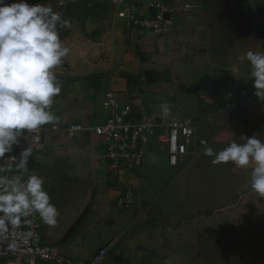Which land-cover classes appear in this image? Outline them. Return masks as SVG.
Segmentation results:
<instances>
[{"label": "crops", "instance_id": "crops-1", "mask_svg": "<svg viewBox=\"0 0 264 264\" xmlns=\"http://www.w3.org/2000/svg\"><path fill=\"white\" fill-rule=\"evenodd\" d=\"M58 1L55 7L68 22L63 26L66 34L60 36L71 51L55 69L63 85L52 107L59 128L44 135V147L31 167L45 179L60 213L55 226L40 220L42 242L58 245L73 259L87 260L117 238L101 264H188L189 257L179 252V236L172 233L176 228L154 217L162 216L161 207L167 210L169 199H176L178 187L189 189L196 168L211 167L213 157L203 154L204 141L219 151L233 140L243 143L241 135L264 140V103L253 95L250 65L241 59L249 50L264 51V0H126L135 2L143 15L150 13L151 1L174 6L173 29L165 36L125 31L110 0H78L64 9ZM220 39L225 44L217 52ZM106 91L121 104H130L133 113L190 118L193 137L198 138L194 154L170 166L154 142L141 167L118 176L108 173L101 138L65 130L72 122L103 123L107 113L101 99ZM162 102L171 105L167 118ZM219 169L227 179H245L242 175L250 173L231 163ZM241 182L250 188L249 181ZM128 187L134 189L133 204L123 207L118 199ZM155 204L159 211L153 213ZM256 210L252 208V214ZM247 223L245 219L233 225L244 229ZM178 228L188 232L189 227L181 223ZM237 240L242 242L244 236Z\"/></svg>", "mask_w": 264, "mask_h": 264}, {"label": "clouds", "instance_id": "clouds-1", "mask_svg": "<svg viewBox=\"0 0 264 264\" xmlns=\"http://www.w3.org/2000/svg\"><path fill=\"white\" fill-rule=\"evenodd\" d=\"M63 5L65 0H59ZM67 21L50 4L29 0H0V239L8 240L10 230L38 214L55 226L60 215L46 190L45 179L29 168L33 148L25 134L44 125H55L59 117L52 111L62 92L55 69L70 54L59 28ZM241 59L250 65L253 95L264 103V51H247ZM162 115L171 114V105L162 102ZM229 142L219 151L207 147L203 154L213 157V165L229 164L250 169L249 187L264 197V140L257 135ZM22 141L24 145L22 146ZM19 148V154L12 155ZM7 154V155H6ZM27 235H31L28 233ZM9 247H15L10 243Z\"/></svg>", "mask_w": 264, "mask_h": 264}, {"label": "built area", "instance_id": "built-area-1", "mask_svg": "<svg viewBox=\"0 0 264 264\" xmlns=\"http://www.w3.org/2000/svg\"><path fill=\"white\" fill-rule=\"evenodd\" d=\"M78 0H65L61 5L64 9L68 4ZM118 17L124 20V29L145 30L157 35H168L174 25L176 8L164 2L151 1L147 4L150 13L143 15L133 1L110 0ZM190 8V4H183ZM58 77V76H57ZM58 79L61 81L60 77ZM101 105L107 113L106 120L98 125L72 122L65 130L69 135L75 132H86L101 138L103 143L102 163H106L107 171L118 176L122 171H133L141 167L147 160L150 146L156 142L165 153L170 166H178L188 155H193V126L190 118L164 119L148 111L133 113L130 104H121L112 91H106ZM58 125H44L35 132L25 134L33 148V157L44 147V135L57 130ZM22 146L24 142L22 141ZM20 149H13L12 155L19 154ZM7 155V154H6ZM123 207L133 204V191L126 188L118 199ZM30 223H22L18 228L10 230L8 240L0 239V261L3 264H101L116 245L117 238L101 246L89 259H73L66 255L58 245L42 242L40 218L37 215L27 218ZM30 233L31 235H27ZM15 247H9L10 243Z\"/></svg>", "mask_w": 264, "mask_h": 264}, {"label": "rangeland", "instance_id": "rangeland-1", "mask_svg": "<svg viewBox=\"0 0 264 264\" xmlns=\"http://www.w3.org/2000/svg\"><path fill=\"white\" fill-rule=\"evenodd\" d=\"M29 2L50 4L57 11L55 0ZM59 32L66 34V29L61 26ZM224 44L225 39H220L215 50L220 52ZM197 139L194 135V146ZM196 170L198 172L191 175L189 189L178 187L176 199H169L167 210L163 212L164 206L161 207L162 216L154 219L167 220L168 228H176L172 233L179 236V252L189 257L188 264H264V197L253 193L244 184L242 186V180L249 181L248 173L242 175L245 179H227L221 178L219 165L211 164L206 170ZM158 205H153L151 212L159 211L156 209ZM252 208H257L254 214ZM245 219L248 223L244 229L233 225ZM181 223L188 225V232L178 231ZM257 225L259 227L253 229L252 226ZM240 235L244 236L242 242L237 240Z\"/></svg>", "mask_w": 264, "mask_h": 264}]
</instances>
